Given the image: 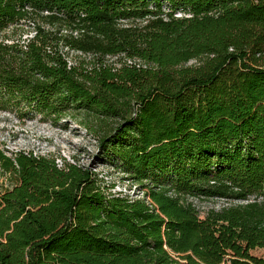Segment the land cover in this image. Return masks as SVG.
I'll list each match as a JSON object with an SVG mask.
<instances>
[{
  "label": "trees",
  "instance_id": "1",
  "mask_svg": "<svg viewBox=\"0 0 264 264\" xmlns=\"http://www.w3.org/2000/svg\"><path fill=\"white\" fill-rule=\"evenodd\" d=\"M70 50L90 59L67 69ZM9 104L103 123L101 160L144 198L0 152V264H264V0H0Z\"/></svg>",
  "mask_w": 264,
  "mask_h": 264
},
{
  "label": "rangeland",
  "instance_id": "2",
  "mask_svg": "<svg viewBox=\"0 0 264 264\" xmlns=\"http://www.w3.org/2000/svg\"><path fill=\"white\" fill-rule=\"evenodd\" d=\"M33 31L34 27L27 22L22 27L8 29L5 34L11 36L14 41L19 38L22 40L30 38L34 34ZM6 43L12 44V41H6ZM75 60L79 61L77 58ZM86 60L89 59L86 58ZM192 64L194 62L186 65ZM22 111L27 112L30 117L20 119L18 115ZM102 125L103 123L84 113H78L76 117L61 116L57 121H50L48 118L42 119L39 114H36L35 109L27 104L19 106L9 104V109H0V152L10 158H14L15 154L21 151L33 153L34 156L53 160L61 170L67 165H76L98 174V178L103 182L100 185L101 190L105 194H112L111 189L119 188L130 194L131 198H140L136 197V194L141 191L136 183L125 179L120 172L101 160L97 151L98 135L96 133L100 132L99 129L105 128ZM12 183L9 176L3 175L0 167V187L2 189L11 187ZM188 201L198 210L200 216L209 210H219L226 205L223 201L192 198ZM252 254L264 257V250H255Z\"/></svg>",
  "mask_w": 264,
  "mask_h": 264
},
{
  "label": "built area",
  "instance_id": "3",
  "mask_svg": "<svg viewBox=\"0 0 264 264\" xmlns=\"http://www.w3.org/2000/svg\"><path fill=\"white\" fill-rule=\"evenodd\" d=\"M74 57L77 58L78 60H81L83 58L90 59V55L89 54H84L81 51H77V50L76 51L75 50H70L69 56L67 58H65L67 69H71V68L77 67L78 61L75 60ZM125 64L127 66H129V65H135L137 68H139V67L146 68V65L145 64H142L139 61H130V60H127L125 62ZM134 189H136V188L134 187ZM111 192H112L111 195H116V196L117 195H120V196H129L131 198L130 194H128L125 190H121L119 188H116L115 190L111 189ZM136 195H137L136 197H140L138 199L144 198L141 191L139 193H137ZM133 199H136V198H133Z\"/></svg>",
  "mask_w": 264,
  "mask_h": 264
}]
</instances>
